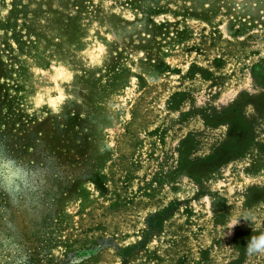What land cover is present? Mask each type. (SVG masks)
<instances>
[{
    "label": "rangeland",
    "instance_id": "obj_1",
    "mask_svg": "<svg viewBox=\"0 0 264 264\" xmlns=\"http://www.w3.org/2000/svg\"><path fill=\"white\" fill-rule=\"evenodd\" d=\"M260 235L264 0H0V264H264Z\"/></svg>",
    "mask_w": 264,
    "mask_h": 264
},
{
    "label": "clouds",
    "instance_id": "obj_2",
    "mask_svg": "<svg viewBox=\"0 0 264 264\" xmlns=\"http://www.w3.org/2000/svg\"><path fill=\"white\" fill-rule=\"evenodd\" d=\"M244 221L250 222V217L245 216L242 217ZM240 219L233 222L231 225V229L237 226L240 223ZM247 253L249 255L253 254H264V235H260L258 237H252L251 241L247 245Z\"/></svg>",
    "mask_w": 264,
    "mask_h": 264
}]
</instances>
